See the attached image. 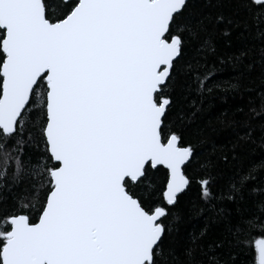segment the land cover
I'll return each mask as SVG.
<instances>
[{"label":"snow or ice","instance_id":"6c2138e0","mask_svg":"<svg viewBox=\"0 0 264 264\" xmlns=\"http://www.w3.org/2000/svg\"><path fill=\"white\" fill-rule=\"evenodd\" d=\"M212 2L0 0V264H264L255 129L209 154L185 132L241 86L216 81L248 57L220 55L217 26L264 39V0Z\"/></svg>","mask_w":264,"mask_h":264},{"label":"trees","instance_id":"16d2710c","mask_svg":"<svg viewBox=\"0 0 264 264\" xmlns=\"http://www.w3.org/2000/svg\"><path fill=\"white\" fill-rule=\"evenodd\" d=\"M208 10L213 14H223L226 18H235V12L227 0H213L208 5ZM254 22L249 21L252 25ZM231 30L230 36L224 32ZM243 33V35H242ZM220 55L228 56L239 53L241 50L248 53L247 59L241 65L217 64L216 81L227 87V82H240L238 90L214 91L205 99L203 108L189 122L185 124L188 139L200 141L202 152L209 154L213 145L221 147L236 140L238 135H243L245 125L251 124L255 129L252 141L241 143V152L247 159H264V119L257 116L253 118L251 109L257 113L264 106V39L257 35V29L250 26L247 30L243 27L236 28L227 23V19L219 24L214 33ZM248 65H252L251 68ZM186 111H188L186 109ZM191 195H195L192 193ZM264 202V192L251 193L246 201L247 213H255L257 205ZM191 224L187 225L190 229ZM224 224L216 226V232L225 230ZM255 250L246 251L239 258L240 264H254Z\"/></svg>","mask_w":264,"mask_h":264}]
</instances>
